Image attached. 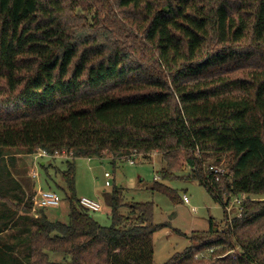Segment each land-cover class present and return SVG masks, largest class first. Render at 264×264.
Here are the masks:
<instances>
[{"label":"trees","instance_id":"trees-1","mask_svg":"<svg viewBox=\"0 0 264 264\" xmlns=\"http://www.w3.org/2000/svg\"><path fill=\"white\" fill-rule=\"evenodd\" d=\"M18 149L70 154L56 169L68 223L32 212ZM153 153L165 166L151 189L174 202L166 180L197 181L224 207L250 196L164 264H264V0H0V237L28 227V264H155L154 234L170 226L155 204L115 189L102 225L80 205L72 160ZM223 159L217 180L208 166Z\"/></svg>","mask_w":264,"mask_h":264},{"label":"rangeland","instance_id":"rangeland-1","mask_svg":"<svg viewBox=\"0 0 264 264\" xmlns=\"http://www.w3.org/2000/svg\"><path fill=\"white\" fill-rule=\"evenodd\" d=\"M37 154H28L25 150H13L8 157L15 158L11 162V169L16 178L23 184L30 198L31 192L36 190L52 189L60 193L62 203L58 207H46L36 211L34 204L32 212L38 215L44 212L51 221L69 222L70 205L66 198V185L60 180L56 169L65 170L67 155L61 157H38ZM161 155L153 153L151 156L139 155L131 158L124 157L113 161V156L108 154L99 157L72 158L76 165V194L98 200L102 210L93 213V216L104 226H110L111 221V194L115 189L121 190L127 203L153 202L155 204V222L166 223L170 226L163 227L154 234L155 264H164L177 252H182L190 244V238L195 231L208 230L210 219L214 218L219 228L226 225L227 214L224 205L214 198L197 181L181 179L166 180L165 184L176 189L180 199L174 202L167 194L154 191L151 186L154 182L162 181L161 169L165 166ZM225 162V159H223ZM46 163L47 168L42 165ZM228 163H224L227 167ZM33 170L37 176L33 177ZM190 168H186L185 172ZM158 177L159 179H156ZM36 194H34L35 196ZM187 195L189 201L184 202ZM34 203V202H33ZM127 214L129 206L122 208ZM238 212L233 209L232 215ZM30 230L21 224L4 232L0 237V264H8L2 260V255H11L28 264L30 257ZM7 253V254H6ZM62 254H55L54 258L60 260ZM5 258V257H4Z\"/></svg>","mask_w":264,"mask_h":264},{"label":"built area","instance_id":"built-area-1","mask_svg":"<svg viewBox=\"0 0 264 264\" xmlns=\"http://www.w3.org/2000/svg\"><path fill=\"white\" fill-rule=\"evenodd\" d=\"M63 155H67L68 157H71L70 154H68L66 151L62 152H56L54 155L49 154L48 152L42 150L37 153L36 158L38 157H61ZM131 158V157H130ZM132 163H135V161L131 158ZM208 170L213 173V175L216 177L217 180L220 179V176L228 173L229 169L225 167L223 164H211L208 166ZM37 176L36 170H33V177L35 178ZM156 179H159L156 177ZM36 194L33 197V202H34V207L38 211L41 208H46V207H58L62 203V196L60 195L59 192L48 189V190H36L34 193ZM250 196L246 194H240L225 206V209L227 211V220L232 221V219L236 216H241L242 215V204L243 201ZM184 201L187 202L189 201V197L187 195H184ZM80 205L88 210L89 212H99L102 210V205L101 203L93 198L83 196L80 198ZM237 208L238 212L235 214V216L232 215L233 209Z\"/></svg>","mask_w":264,"mask_h":264},{"label":"crops","instance_id":"crops-1","mask_svg":"<svg viewBox=\"0 0 264 264\" xmlns=\"http://www.w3.org/2000/svg\"><path fill=\"white\" fill-rule=\"evenodd\" d=\"M132 159H133V157H132Z\"/></svg>","mask_w":264,"mask_h":264},{"label":"water","instance_id":"water-1","mask_svg":"<svg viewBox=\"0 0 264 264\" xmlns=\"http://www.w3.org/2000/svg\"><path fill=\"white\" fill-rule=\"evenodd\" d=\"M44 164V163H43Z\"/></svg>","mask_w":264,"mask_h":264}]
</instances>
